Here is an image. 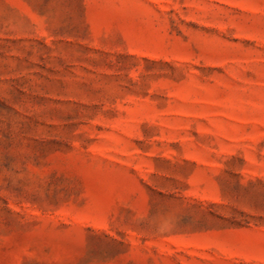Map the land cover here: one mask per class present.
Returning a JSON list of instances; mask_svg holds the SVG:
<instances>
[{
  "label": "rangeland",
  "instance_id": "rangeland-1",
  "mask_svg": "<svg viewBox=\"0 0 264 264\" xmlns=\"http://www.w3.org/2000/svg\"><path fill=\"white\" fill-rule=\"evenodd\" d=\"M0 264H264V0H0Z\"/></svg>",
  "mask_w": 264,
  "mask_h": 264
}]
</instances>
